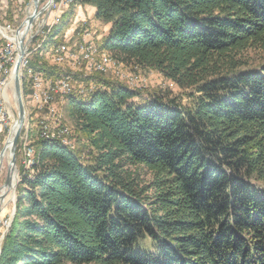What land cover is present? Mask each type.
<instances>
[{
    "label": "trees",
    "instance_id": "obj_1",
    "mask_svg": "<svg viewBox=\"0 0 264 264\" xmlns=\"http://www.w3.org/2000/svg\"><path fill=\"white\" fill-rule=\"evenodd\" d=\"M77 4L109 25L114 59L158 72L186 102L120 84L70 95L87 159L30 147L0 264H264V0Z\"/></svg>",
    "mask_w": 264,
    "mask_h": 264
},
{
    "label": "rangeland",
    "instance_id": "obj_2",
    "mask_svg": "<svg viewBox=\"0 0 264 264\" xmlns=\"http://www.w3.org/2000/svg\"><path fill=\"white\" fill-rule=\"evenodd\" d=\"M48 1H38V14L34 16L28 31L24 34L25 55L20 67V87L26 118L21 129L24 134L21 137L20 133L19 136L21 140L20 158L18 162L16 159L15 166L17 183L15 189L12 192H7L3 201H0V252L4 237L15 216L16 187L20 178L18 166L21 165L26 171L30 170L34 158V148L30 147L38 139L46 142L45 137H43L44 139L40 137L41 134L49 136V142L58 143L64 148H68L69 151H79L80 160L87 159L88 149L83 142H80L66 111L67 98L70 95L86 99L96 92H105L108 90V86L120 84L130 89L139 90L142 92L143 98L147 94L153 95L168 90L171 98L180 99L182 104L186 102L184 93L165 80L158 72L120 63L105 48L101 47L108 34V31L105 32L103 27L109 25L101 24L94 19V13L92 14L90 11H94V9L80 7L77 4L78 0H74L72 3L65 4L58 15L52 16V5L58 1L53 0L47 9L39 13ZM32 12L31 0H0V44L4 45L10 38L16 49L15 31L19 26H22L20 32H23L26 26L24 21L28 16H31ZM50 26L52 27L50 28ZM8 28L13 31L12 36L5 33ZM41 31L43 36L39 38L36 33L39 34ZM38 44L40 47L34 50ZM58 46L65 47L60 63L53 61ZM86 49H89L90 52L84 59L82 53L86 54ZM16 57L17 51L15 50L13 63L8 66L6 64L9 80L5 81L6 84L0 91L2 92L0 101L4 104L8 117L6 128L0 126V155L2 154L0 158V189L4 185L9 169L10 158L6 141L13 136V126L18 112L12 83V69ZM259 57V54L250 53L247 58L256 59L254 64H257ZM24 59L27 60V64L23 67ZM28 63H32L36 67L41 66L46 72H43V76L39 75L42 72L34 71ZM36 76L43 78V98L46 95L50 97L47 100L48 104L33 96L35 94L34 77ZM61 83L66 84V88H62ZM138 101V98L134 99L135 103H139ZM38 102H43V106H38ZM51 135L53 138H50ZM26 149L31 151L30 160L32 163L30 166L26 162ZM139 174L141 180L147 182L150 179L146 171H140Z\"/></svg>",
    "mask_w": 264,
    "mask_h": 264
},
{
    "label": "water",
    "instance_id": "obj_3",
    "mask_svg": "<svg viewBox=\"0 0 264 264\" xmlns=\"http://www.w3.org/2000/svg\"><path fill=\"white\" fill-rule=\"evenodd\" d=\"M38 1L39 0H31L32 6H33V12L31 16H28L24 24L26 25L23 32H20L21 27L19 26L14 34V42L16 45V51H17V57L15 60V64L12 69V83H13V89H14V94H15V99H16V104H17V119L15 121V124L13 126V136L10 138V140L6 141V146L9 150V169L7 172V176L4 182V185L2 186V189L5 190H14L15 185L17 183V174L15 170L16 166V158H15V150L17 147V141L19 139L21 129L24 125L25 122V109L23 106L22 102V97H21V87H20V67H21V62L24 58L25 55V45L23 44L24 41V34L28 31L30 24L34 18L35 15H37V8H38ZM53 0H49L47 4L41 8L39 13L43 12L45 9H47ZM2 157V154L0 155V158ZM16 174V175H15ZM14 183V185H13ZM5 197V193L0 195V201H2Z\"/></svg>",
    "mask_w": 264,
    "mask_h": 264
},
{
    "label": "built area",
    "instance_id": "obj_4",
    "mask_svg": "<svg viewBox=\"0 0 264 264\" xmlns=\"http://www.w3.org/2000/svg\"><path fill=\"white\" fill-rule=\"evenodd\" d=\"M66 1L67 0H58L56 4L54 3L52 5V13H53L52 16L58 15V13L63 9V6ZM12 32L13 31H11L9 28L7 29V31H5V33L10 36H12ZM42 34L43 32L41 31L39 34L36 33V36L40 38ZM15 50H16L15 46L12 43L10 38H9V41H6L4 45L0 44V91L5 86L6 84L5 81L9 80L6 64L8 66L9 64L13 63ZM64 51H65L64 46H58L57 50H55V57L53 61L56 63H60L62 61V55L64 54ZM89 52L90 50L86 49V54L82 53L84 55V59L85 57H88ZM26 64H27V60L24 59L22 65H26ZM6 74H7V79L5 78ZM61 87L66 88V84L61 83ZM34 88H35V94H33L34 98L40 101H43L45 104H48L47 100H49L50 97L45 94L46 96L43 98V94H44L43 93V80L34 78ZM0 94H2V92H0ZM43 102H41L42 104L38 102L39 104L37 105L43 106ZM7 119L8 117H7L4 104L1 103L0 101V126L4 127V129L6 128ZM42 135L43 133L40 136L41 138H42ZM50 138H53V135H51Z\"/></svg>",
    "mask_w": 264,
    "mask_h": 264
},
{
    "label": "bare ground",
    "instance_id": "obj_5",
    "mask_svg": "<svg viewBox=\"0 0 264 264\" xmlns=\"http://www.w3.org/2000/svg\"><path fill=\"white\" fill-rule=\"evenodd\" d=\"M73 1H74V0H67V1L65 2V4L72 3ZM65 4H64V5H65ZM51 27H52V26H50V28H51ZM45 33H46V32H45ZM45 33H44V34H45ZM46 34H47V33H46ZM41 36H43V34H42ZM40 42H43V41L40 40ZM38 47H40V44H38V46H37L36 48H34V50L37 49ZM29 49H30V47H29ZM34 50H31V51H34ZM68 61H69V60H68ZM68 61H67V62H68ZM110 65H111V64H110ZM22 66L24 67V66H26V65H22ZM112 67H113V66H112ZM93 68H95V67H93ZM34 78H37V79L43 80V78H41V77H39V76H36V77H34ZM61 130H62V129H61ZM43 137H45L46 140L50 141V140H49V136L43 134V135H42V138H43ZM25 139H26V137H25ZM43 139H44V138H43ZM6 148H7V147H6ZM6 150H7V149H6ZM25 151L27 152V154H26V157H27L26 162H27V165L30 166V165H31V160H30L31 151H30V149H26ZM24 156H25V155H24ZM1 163H2V162H1ZM27 165H26V166H27ZM26 166H25V167H26ZM1 169H2V168H1ZM0 190H1V194L5 193V195H6L7 192H9V191L12 192V190H5V189H0ZM2 201H3V200H2Z\"/></svg>",
    "mask_w": 264,
    "mask_h": 264
},
{
    "label": "crops",
    "instance_id": "obj_6",
    "mask_svg": "<svg viewBox=\"0 0 264 264\" xmlns=\"http://www.w3.org/2000/svg\"><path fill=\"white\" fill-rule=\"evenodd\" d=\"M91 11V13L93 14L94 13V11L93 10H90ZM108 29H109V26H104L103 27V30L105 31V32H107L108 31Z\"/></svg>",
    "mask_w": 264,
    "mask_h": 264
}]
</instances>
